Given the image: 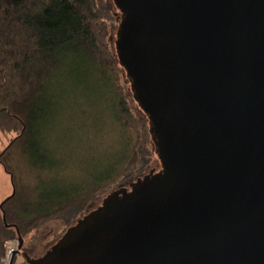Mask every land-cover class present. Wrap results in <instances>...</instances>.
<instances>
[{"label": "water", "instance_id": "obj_1", "mask_svg": "<svg viewBox=\"0 0 264 264\" xmlns=\"http://www.w3.org/2000/svg\"><path fill=\"white\" fill-rule=\"evenodd\" d=\"M112 1L113 50L161 168L31 264H264V0Z\"/></svg>", "mask_w": 264, "mask_h": 264}, {"label": "trees", "instance_id": "obj_2", "mask_svg": "<svg viewBox=\"0 0 264 264\" xmlns=\"http://www.w3.org/2000/svg\"><path fill=\"white\" fill-rule=\"evenodd\" d=\"M116 27L110 0H0V136L15 135L0 152L14 191L0 204V259L7 241L48 223L62 220L61 237L152 166L147 119L113 50Z\"/></svg>", "mask_w": 264, "mask_h": 264}, {"label": "rangeland", "instance_id": "obj_3", "mask_svg": "<svg viewBox=\"0 0 264 264\" xmlns=\"http://www.w3.org/2000/svg\"><path fill=\"white\" fill-rule=\"evenodd\" d=\"M110 1L114 7L113 1L112 0H110ZM114 15H115L116 24H117L118 17H117V14L115 13V8H114ZM94 108L96 109V112L98 114L101 113L102 108L99 109V107H97V106H94ZM14 136L15 135H9V136L1 135L0 136V152L7 146L10 139L13 138ZM83 144L89 147L90 152H92V153L95 152V151H93V148L95 149L96 146L92 145L90 142L89 143L84 142ZM160 168H161V160L155 156V160H154L152 166L150 167L149 171H151V170L158 171ZM12 193H13V186H12L11 177L9 174L6 173L3 166L0 164V204L3 203L9 196H11ZM103 197L98 199L95 202V204L100 203L101 200L103 199ZM63 230H64V224H63L62 220H57V221L48 223V224L44 225L43 227H41L38 231H35V232L29 234L25 238L24 247L29 246V244H31L33 242L34 244L37 245L36 250L33 252L36 255L35 258H41L58 241L61 233H63ZM12 240L14 241V243H16V246L19 245L20 242H19L18 237L14 238ZM16 250L17 249H15V251ZM16 260H17V258H16ZM15 264H16V262H15Z\"/></svg>", "mask_w": 264, "mask_h": 264}, {"label": "flooded vegetation", "instance_id": "obj_4", "mask_svg": "<svg viewBox=\"0 0 264 264\" xmlns=\"http://www.w3.org/2000/svg\"><path fill=\"white\" fill-rule=\"evenodd\" d=\"M114 8H115V12L117 14V26L119 25V23L121 22V18L124 16V13H122V11L117 8L116 3H114ZM100 203H96L94 205H99ZM93 209V207H92ZM90 209V210H92ZM37 248V245L34 244L33 242L31 244H29V246L24 247L23 245V249L25 251L24 255H18L17 256V260H16V264H31V260L37 259L35 258V254L33 253Z\"/></svg>", "mask_w": 264, "mask_h": 264}, {"label": "built area", "instance_id": "obj_5", "mask_svg": "<svg viewBox=\"0 0 264 264\" xmlns=\"http://www.w3.org/2000/svg\"><path fill=\"white\" fill-rule=\"evenodd\" d=\"M19 245L16 246L13 240H9L5 244L6 252L5 256L0 259V264H10L13 258L15 249H18Z\"/></svg>", "mask_w": 264, "mask_h": 264}]
</instances>
